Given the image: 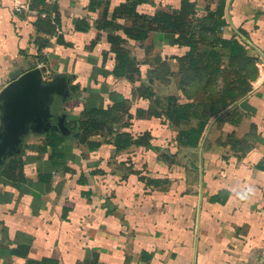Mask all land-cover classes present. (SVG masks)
<instances>
[{
    "label": "crops",
    "instance_id": "obj_1",
    "mask_svg": "<svg viewBox=\"0 0 264 264\" xmlns=\"http://www.w3.org/2000/svg\"><path fill=\"white\" fill-rule=\"evenodd\" d=\"M34 67L85 138L0 172V264H264V0H0Z\"/></svg>",
    "mask_w": 264,
    "mask_h": 264
},
{
    "label": "water",
    "instance_id": "obj_2",
    "mask_svg": "<svg viewBox=\"0 0 264 264\" xmlns=\"http://www.w3.org/2000/svg\"><path fill=\"white\" fill-rule=\"evenodd\" d=\"M43 73L40 67L22 73L13 71L0 90V164L20 154L30 134L70 132L66 112L53 111L56 97L63 102L69 97L70 79L60 72L45 79Z\"/></svg>",
    "mask_w": 264,
    "mask_h": 264
},
{
    "label": "trees",
    "instance_id": "obj_3",
    "mask_svg": "<svg viewBox=\"0 0 264 264\" xmlns=\"http://www.w3.org/2000/svg\"><path fill=\"white\" fill-rule=\"evenodd\" d=\"M122 11H124L125 13H129L132 14L133 11V5H126L123 6ZM116 14V13H115ZM110 22H104V26L109 25ZM139 35L140 38L143 37V33L142 31H138L136 34H132L130 33V37L137 39L139 37H137ZM114 38L112 39V42L114 43L118 38H116L117 36H113ZM124 60V59H122ZM116 73L121 74L122 70H116ZM83 124V122L81 123ZM66 125L68 126L70 132L67 135H63L62 133H60V131L56 130V131H49L46 132L44 134H32L33 136L37 137V142H34L33 144H36V148H37V152L39 154H45L48 153V159H50L51 161H53V157L54 156H60L62 157V153H59L57 151V148L60 145H68L70 144V141L73 138H77L80 139L81 141H84L85 136H83L82 133H80L79 131V127L74 126V123L71 124L70 122H68L66 120ZM192 136V134L189 133H184V137H190ZM194 137H196L197 135H193ZM189 141V140H188ZM119 142V141H118ZM25 143V142H24ZM27 149L28 146L24 145L22 147V151L20 154L15 155L13 157L8 158L3 164H0V172L3 174H7V175H14L15 174V169H17L19 166L22 165L24 158L27 156ZM56 163L53 162V165H55ZM51 175H50V182H52L53 180V173L54 172H61V169L59 168H52L50 169ZM48 177V176H47ZM47 177L45 175H41L40 179H44L45 181H48Z\"/></svg>",
    "mask_w": 264,
    "mask_h": 264
},
{
    "label": "built area",
    "instance_id": "obj_4",
    "mask_svg": "<svg viewBox=\"0 0 264 264\" xmlns=\"http://www.w3.org/2000/svg\"><path fill=\"white\" fill-rule=\"evenodd\" d=\"M20 8H21V5H16V6H15V9H16V10H20ZM7 83H8V82H2V83L0 84V90H1V88H2L4 85H6ZM59 175H60L59 172H54V173H53V180L56 179ZM53 180H52V181H53Z\"/></svg>",
    "mask_w": 264,
    "mask_h": 264
},
{
    "label": "clouds",
    "instance_id": "obj_5",
    "mask_svg": "<svg viewBox=\"0 0 264 264\" xmlns=\"http://www.w3.org/2000/svg\"><path fill=\"white\" fill-rule=\"evenodd\" d=\"M248 193H249V194L251 193V189H248Z\"/></svg>",
    "mask_w": 264,
    "mask_h": 264
}]
</instances>
